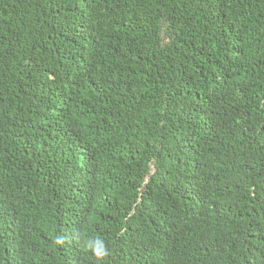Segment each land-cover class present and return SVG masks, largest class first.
Returning a JSON list of instances; mask_svg holds the SVG:
<instances>
[{
	"label": "trees",
	"instance_id": "1",
	"mask_svg": "<svg viewBox=\"0 0 264 264\" xmlns=\"http://www.w3.org/2000/svg\"><path fill=\"white\" fill-rule=\"evenodd\" d=\"M0 264H264V0H0Z\"/></svg>",
	"mask_w": 264,
	"mask_h": 264
},
{
	"label": "clouds",
	"instance_id": "2",
	"mask_svg": "<svg viewBox=\"0 0 264 264\" xmlns=\"http://www.w3.org/2000/svg\"><path fill=\"white\" fill-rule=\"evenodd\" d=\"M56 243L60 244L62 243V240L58 238L56 240ZM100 245H101V242L97 241V244L95 246L90 245V247L92 248V251L97 255V257L106 256L108 254V250L102 249Z\"/></svg>",
	"mask_w": 264,
	"mask_h": 264
}]
</instances>
